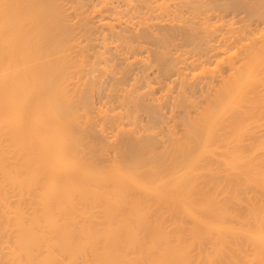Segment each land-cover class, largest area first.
Here are the masks:
<instances>
[{
  "label": "bare ground",
  "instance_id": "1",
  "mask_svg": "<svg viewBox=\"0 0 264 264\" xmlns=\"http://www.w3.org/2000/svg\"><path fill=\"white\" fill-rule=\"evenodd\" d=\"M170 1L0 0V264H264V0Z\"/></svg>",
  "mask_w": 264,
  "mask_h": 264
},
{
  "label": "rangeland",
  "instance_id": "2",
  "mask_svg": "<svg viewBox=\"0 0 264 264\" xmlns=\"http://www.w3.org/2000/svg\"><path fill=\"white\" fill-rule=\"evenodd\" d=\"M108 1L111 2L112 0H108ZM155 1H156V0H155ZM180 1H181L182 5H179V4H178V3H180ZM180 1L176 0V2H177L176 5L180 6V9H179V10H181V11L183 12V13H182V12H181V13L184 14V16H183L184 18L182 17V18H180V19L184 20L185 17L187 16L186 18H189V19H186V20H184V21H187V20H188V22L190 21V22H189L190 24H191L192 22L195 21L194 24H195V26H196V23H197V17H199L198 19H200L199 21H201V20H203V18L206 16V12L203 10V11L205 12V14H204L203 12H200V13H199L200 15L194 18V16H195L194 14H195V13H194V14H192L193 12L191 13V10H190L191 8H189V11L186 9V7H190V5L188 4V3H189L188 0H187V1L184 0V2H183V0H180ZM189 1H190V0H189ZM192 1H194V0H191V3H192ZM210 1H214V0H210ZM215 1H216V0H215ZM218 1L221 2L222 0H218ZM223 1H225V0H223ZM153 2H154V1H153ZM157 2H158V1H157ZM157 2L153 3V6H152V7H154V4H155V6H156V3H157ZM171 2L175 4V0H171L170 3H171ZM187 2H188V3H187ZM208 2H209V1H208ZM208 2H207V3H208ZM226 2H228V1L226 0L225 3H226ZM251 2H252V0L250 1V3H251ZM149 3H150V2H149ZM181 3H180V4H181ZM183 3L186 4V6H185V9L183 8V10H182ZM191 3H190V4H191ZM211 3H212V2H211ZM214 3H215V2H213L212 4L208 3V5H207L208 7L206 6L207 9L210 8L211 10H214V12H213V11H212V12H211V11H208L209 16H211V14L213 15V16L211 17L212 19L210 18L211 22H212V20H213L214 23H215V22L218 23V20H219V22H220L221 17H223L224 15H225L224 17L226 18V19L224 18V21H225V20L228 21L227 19H228L229 17H230V18H229V21H230V20L232 19V16H233V18H236V17H237L236 19L239 20V19H238V16L241 15V14H242V15L244 14V16L241 15L242 17H244V18H245V16L247 17L246 10H245V12H244V9H243V10L239 9V10H241V11H238V12H236V10H231V9H230V10L227 12V15H226V10L224 11V10H222L221 8H220V10H219L220 12L217 11V10L215 11V7H214V5H217L216 9H218V8L220 7V6L218 7V5H220V3H218L217 1H216L215 4H214ZM217 3H218V4H217ZM228 3H229V2H228ZM151 4H152V2H151ZM151 4H150V6H151ZM187 4H188V6H187ZM209 4H210L211 6H213V8H211V6L209 7ZM221 4H222V3H221ZM148 5H149V4H148ZM109 6L111 7V4H109ZM178 6H177V8H178ZM156 7H157V6H156ZM156 7H155V8H156ZM121 8L123 9V7H121ZM155 8H152L154 12H155ZM204 9H205V8H204ZM210 9H209V10H210ZM156 10H157V9H156ZM186 10L188 11V13H191V14H192V15H191V14L189 15L190 17L188 16V13H187ZM185 11H186V12H185ZM201 11H202V10H201ZM222 11H223V12H222ZM233 11H234V12H233ZM125 12H126V13H125ZM158 12H159V11L155 12L156 15H155V13L152 15L153 12H151V16H153V17H154V16H157ZM217 12H219V13H217ZM221 12H222V14H221ZM229 12H230V13H229ZM239 12H240V13H239ZM124 13H125V14H124ZM185 13H186L187 15H185ZM202 13H203V18H202V17L200 18V16H202ZM208 13H207V14H208ZM213 13H214V14H213ZM216 13H217V14H216ZM223 13H224V14H223ZM228 13H229V14H228ZM234 13H236L237 15L234 14ZM182 14H178V15H176V17H173V18H170V17H172V15H175V14L167 15V16H168L167 19L163 20V22H167V20H169L168 18H170V19H174V20H175V18H176L175 21H174V20H170V22L168 21V24H172V21H174V23H178V24H179V22H181L182 24H186L184 21H183V22H184V23H183L182 20H179V17L182 16ZM215 14H216V15H215ZM231 14H232V15H231ZM245 14H246V15H245ZM123 15H125V16H122V14H121V18H123L122 21H125V23L122 22V25H123V23H124V24H125L124 26H126V25L128 24V23H126V20L128 19V20H130V21H128V22H130V26H129V27H131V28L134 27L135 31H138V30L143 31V29H145V28L142 27V20H141V19H144L143 21H144V22L146 21L145 18H143L144 16H140V18H139V16L136 17V16H133V15L131 14V15L133 16V18L130 19V18H131V17L129 16L130 13L128 14L127 11H124V12H123ZM217 15H218V16H217ZM220 15H223V16L220 17ZM230 15H231V16H230ZM234 15H235V16H234ZM105 16L107 17V19H109V18L111 17V12H108V11H107V12L105 13ZM178 16H179V17H178ZM191 16H192L193 18H191ZM70 17H71V16H70ZM70 17L68 16V19H69L70 21H72V22H73V19L76 18V17L73 16V17H71V18H72V20H71ZM141 17H142V18H141ZM153 17H152V19H151L150 21H152V23L156 25L157 23H155L154 20L157 22V17H158V16L156 17V19H154ZM213 17H214L215 19H216V17H218V18L220 17V18H219V19L217 18L218 20L215 21ZM227 17H228V18H227ZM138 18H139V20H138ZM150 18H151V17H150ZM158 18H159V20L162 19L161 17H158ZM160 18H161V19H160ZM164 18H165V17H164ZM177 18H178V20H177ZM190 18H191L192 20H193V19H194V20L191 22ZM239 18H240V16H239ZM133 19H135V21H139V23H141V27H142V28L139 27L140 25H138V22L133 21ZM153 19H154V20H153ZM248 19H249V18H248ZM74 20H75V19H74ZM76 20H77V19H76ZM76 20H75L74 22H76ZM140 20H141V22H140ZM159 20H158V22H160ZM233 20H235V19H232V21H233ZM237 20H236V21H237ZM252 20H253V19H251L250 21H252ZM93 21H94L95 23H97V22H98V18L93 19ZM131 21L133 22V24H131V23H132ZM176 21H177V22H176ZM199 21H198V22H199ZM226 21H225V22H226ZM253 21H254V20H253ZM134 22H135L137 25H134ZM188 22H187V24H188ZM222 22H223V21H222ZM263 22H264V21H263ZM263 22H262V23H263ZM145 23H146V22H145ZM145 23H143V24L146 25V26L148 25V29H150V30L153 29V30H152L153 32L156 31L157 28L153 25V26L156 28V29H154V27L151 25V24H152L151 22H150V23H151V24H150V25H151L150 28H149V24H145ZM147 23H149V22L147 21ZM161 23H162V21H161ZM181 23H180L179 25H181ZM223 23H224V22H223ZM240 23H242V22L237 23V25H241ZM260 23H261V22H260ZM178 24H174V25H178ZM194 24H191V25H194ZM128 25H129V24H128ZM131 25H132V26H131ZM144 25H143V26H144ZM172 25H173V24H172ZM261 25H262V27H264L263 24H261ZM261 25H259V26H261ZM135 26H136V27H135ZM137 26H138V27H137ZM146 26H144V27H146ZM259 26H258V28H259ZM151 27H153V28H151ZM157 27H158V30H159V29H160V28H159L160 26L157 25ZM150 30H149V31H150ZM158 30H157V31H158ZM152 31H151V32H152ZM79 32H81V31H79ZM79 32H76L75 35H77V33H79ZM153 32H152V33H153ZM79 34H81V35L84 34L83 37L81 36L82 38H85L86 36H88V35H86V33H84V32H81V33H79ZM85 35H86V36H85ZM79 36H80V35H79ZM82 38H81V39H82ZM146 44H147V45H146ZM150 44H151V43H150ZM141 45H142V44H141ZM144 45H145L146 47H145ZM148 45H149V43H145V42H144V44L142 45V46L145 48V50H147V52H148V48H149V46H150V47L154 46V45H152V46H151V45L148 46ZM147 47H148V48H147ZM154 47H155V46H154ZM144 48H141V50H143ZM149 49H150V48H149ZM152 49H154V48H152ZM152 49L149 51L150 53H151ZM145 52H146V51H145ZM145 52H143V53H145ZM147 52H146V53H147ZM149 52L147 53V54H149V56L146 55V53H145V54H142V52H141V54H142V55H146V58H145V56H144V58L146 59L145 61L147 62V60H148V62L150 63V62H152L153 59H151L152 57H151V55H150ZM136 55H137V54H136ZM136 55H135V58H139V57L142 56V55H140V53L138 54V55H140L139 57H138V55H137V57H136ZM147 56L149 57V59H147ZM142 58H143V56H142ZM131 59H132V58H131ZM131 59H128L126 65H128V62H130ZM133 59H134V58H133ZM133 59H132V62H134V64L131 62V64H133V65H131V66H133L132 69H131V70H132L131 72H133L134 70L137 72L136 69L139 68V70H138L139 72H138V73H139V76H140L141 71H143V69L141 70V65H142L141 63H144L145 61H144L143 59H142V60H143L144 62H141L142 60H140V59H139V60H135V61L138 62V63H137L138 65H137V64H135V61H133ZM117 60H118V59H117ZM129 60H130V61H129ZM149 60H150V61H149ZM118 61H119V60H118ZM121 61H122V64H125V62H126V61L124 62L123 60H121ZM140 62H141V63H140ZM148 62H147V63H148ZM154 62H155V61H154ZM154 62H153V63H154ZM139 63H140L141 65H140ZM147 63H144V64H146V67L148 68L147 65H148L149 63H148V64H147ZM153 63H151L152 65H151V64L149 65V68H151L150 70H149V68H148V69H147V68H144V71H145V72H146V71H149V72H146V74H148V75H145V77H144L143 75L145 74V72L143 71V73H141L142 79H143V77H144V79L142 80V81H144V82H142V81L140 82V80H141L140 78H141V77H138V75H137L136 78H137V79L139 78L140 80H139V79H138L139 81L136 80V78L134 77L136 73H135V74L133 73L134 76L131 74V76H133V77H130V79L128 80V83H126V86L128 87L127 84H129V82H130L131 85H133L134 83H135V85H136L137 83H138V85H139V84L142 85V83L145 84V83L147 82V79H148V82H149L151 79L153 80L154 77H157V76H158V73H157V76H156V72H157V69H158V67H157V66H158V63H157V62H155L154 64H153ZM156 64H157V66H156ZM118 65H119V67H120V66H123V65H121V63L118 64ZM126 65H125V66H126ZM139 65H140V67H139ZM125 66H123V67L125 68ZM143 66H144V65H143ZM143 66H142V67H143ZM152 66H153V67H152ZM213 66H215V64H213L212 67H213ZM119 67H116V68L121 69L122 71L124 70L122 67H121V68H119ZM136 67H137V68H136ZM210 67H211V66H210ZM212 67H211V68H212ZM156 68H157V69H156ZM118 69H116L115 71L118 72ZM146 69H147V70H146ZM152 69H153V70H152ZM196 69H197V68H196ZM140 70H141V71H140ZM119 71H120V70H119ZM154 71H155V75H154ZM193 72H194V73H197V76H196V77H198V78H199V76L202 75L201 72L199 71V68H198L197 70L194 69ZM118 73H120V72H118ZM118 73H117V76H120L121 73H120L119 75H118ZM151 73H152V74H151ZM199 73H200L201 75L198 76ZM142 74H143V75H142ZM150 74H151V75H150ZM192 74H193V73H192ZM194 75H196V74H194ZM194 75H193V76H194ZM150 76H152V77L154 76V77L152 78V77H150ZM191 76H192V75H191ZM193 76H192V77H193ZM107 77H108V76H107ZM146 77H147V79H146ZM131 78H133V80H132ZM134 78H135V79H134ZM150 78H151V79H150ZM193 78H194V77H193ZM103 79H104V80H103L102 82L105 83V84H103V86H105V90H106V91L103 90L102 92H99V93H100V96H98L99 94L95 92V93H94L95 96L93 95V98L95 97V99H93V101L95 102V104H96L98 107L101 106V107L104 108V106H105L106 108H108V107L110 106L109 108L112 109L113 107H115V104L117 103L116 100H118V99H116V98H115L116 96H114V95H112V97H110V96H111V93H112V92H110L111 90H110V91L108 90V92H107V89H108V88H111V87H110V86H111V83H108V82H109V81H108L109 79H110V81H111V77H109V79H108V78H107V79H106V78H103ZM145 79H146V80H145ZM194 79H195V78H194ZM130 80L133 81L134 83L131 82ZM152 80H151V81H152ZM104 81H105V82H104ZM106 81H107V82H106ZM145 81H146V82H145ZM136 82H137V83H136ZM108 85H109V87H108ZM173 85H174V84H173ZM173 85H170L169 87H172V88H173ZM126 86L124 85V87H126ZM127 87H126V88H127ZM131 87H132V86H130L129 88H131ZM126 88H125V89H126ZM129 88H127V89H129ZM172 88L169 89L168 93L172 92ZM143 89H147V88H142V89H139V90H142V91H143ZM104 91H105V94H106V93H109V95H107V94L104 95V94H103ZM142 91H139V92H142ZM144 91H145V90H144ZM121 92H124V91H119V93H121ZM139 92H138V94H139ZM165 92H167V91H165ZM101 93H102V94H101ZM97 94H98V95H97ZM122 94H123V93H122ZM138 94H137V95H138ZM140 94H141V93H140ZM172 94H173V92H172ZM174 94H175V93H174ZM103 95H104V96H103ZM135 95H136V94H135ZM105 96H107V98H106ZM108 96H109V99H110V98H115V99L113 100V102L111 101V99L108 100ZM104 97H105V98H104ZM149 97H150V95H147V100L149 99ZM153 97H154V96H153ZM153 97H152V98H153ZM97 98H98V99H97ZM100 98H101V99H100ZM150 98H151V97H150ZM152 98H151V100H152ZM102 99H103V100H107V101L109 102V104H108L107 101L104 102ZM99 101L101 102V104H100ZM110 101L112 102V104L110 103ZM149 101H150V99H149ZM154 101H155V100H154ZM154 101L152 100V102H154ZM114 102H115V103H114ZM118 102H119V101H118ZM150 102H151V101H150ZM97 103H98V104H97ZM103 103H107V104H108V107L106 106V104H103ZM102 104H103L104 106H103ZM118 104H119V106L116 104V108H117L116 110H120V109H119V108H120V102H119ZM99 105H100V106H99ZM112 106H113V107H112ZM117 106H118V107H117ZM101 107H100V108H101ZM103 108H102V109H103ZM164 108H165V107H164ZM104 109H105V108H104ZM104 109H103V110H104ZM162 110H164V111H162L163 113L166 111V112H165L166 114L164 113V116H167V115L170 116V115H171V114H169L170 109H168V107L165 108V109H162ZM168 110H169V111H168ZM139 113H140V112H139ZM139 113H138V114H139ZM170 113H172V112H170ZM142 115H143V116H142ZM145 115H146V114L140 113V118L142 117L141 120L143 119V120H144V121L142 120L143 122H146V120H145V119H146V116H145ZM170 117H171V116H170ZM170 117H169V119H170ZM167 119H168V116H167ZM167 119H166V122H165L166 124L164 123L163 126H164V125H167V124L169 123V119H168V120H167ZM142 121H141V123H143ZM167 122H168V123H167ZM144 124H145V123H144ZM129 127L131 128V126H126L125 128H126V129H129ZM164 127H165V126H164ZM125 128H124V129H125ZM177 128H179V127H177ZM158 130L160 131V129H158ZM157 132H158V131H157Z\"/></svg>",
  "mask_w": 264,
  "mask_h": 264
}]
</instances>
